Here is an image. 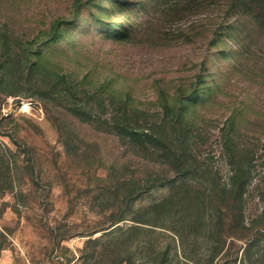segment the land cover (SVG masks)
Wrapping results in <instances>:
<instances>
[{
	"label": "rangeland",
	"instance_id": "374dc122",
	"mask_svg": "<svg viewBox=\"0 0 264 264\" xmlns=\"http://www.w3.org/2000/svg\"><path fill=\"white\" fill-rule=\"evenodd\" d=\"M226 9V0H0V44L25 48L28 61L39 60L60 77L57 94L45 100L18 84L10 90L27 96L0 94V165L5 154L14 181L0 196V231L8 234L0 264H88L84 256L95 243L86 248V242L107 231L102 228L112 216L122 213L127 219L116 225L127 226L138 204L167 194L169 188L158 186L129 206L118 189L131 153L123 139L105 132L104 119L120 116L125 100L156 122L172 117L171 108L178 106L214 180L228 179L231 156L242 160L251 175L247 219L256 218V183L263 174L258 156L264 151V27ZM73 95L76 107L69 102ZM89 115L98 118L93 125ZM133 163L142 169L148 164L140 157ZM155 165V177H163ZM153 228L139 231L140 238L158 250L136 252L137 264L161 261L167 247L165 264H186L193 247L180 245L165 227ZM204 235L195 243L201 264L264 258L263 236L262 250L228 242L211 260L212 244Z\"/></svg>",
	"mask_w": 264,
	"mask_h": 264
},
{
	"label": "trees",
	"instance_id": "16d2710c",
	"mask_svg": "<svg viewBox=\"0 0 264 264\" xmlns=\"http://www.w3.org/2000/svg\"><path fill=\"white\" fill-rule=\"evenodd\" d=\"M226 1L228 15L236 17L248 14L259 27H264V0ZM5 36L8 40V35ZM58 78L60 77L55 69H46L39 60L28 61L25 48H14L5 42L0 44V94L27 96L22 91H11L13 84H18L21 89L25 87V90L30 88L37 90L40 98L45 100L46 97L57 94ZM69 102L76 107L79 99L73 95ZM123 103L122 114L120 116L114 114L104 119V122L107 126L105 132L123 139L131 153V156L125 158L121 168L123 172L118 186L123 192L125 204L129 206L137 204L143 194L158 186L169 189L166 195L147 205L138 204L137 213L131 219L133 223L127 226L116 225L119 221L127 219L125 215L121 213L119 216H112L108 221L111 225L102 228L108 229L107 231L97 238L90 237L87 240L86 248L90 243H95V248L84 256L86 261H90L88 264H137L134 258L136 252L155 254L158 244L141 239L139 232L146 228L152 231L155 229L154 226L169 229L180 245L184 246L186 243V246L193 247V255L184 256L186 264H201L200 254L196 253L195 246L206 231L207 240L212 244L209 249L211 260L215 255L213 252L222 250L228 242L234 244L235 241H243L246 243L245 249L259 247V250H262L264 151L258 156L262 158V179L256 183L257 189L260 190L258 196L261 210L250 222L247 219L249 201L247 194L251 175L242 160L231 156L232 169L228 179L223 182L214 180L212 172L202 165L195 152L198 141L194 138L190 123L181 117L178 106L171 108L174 112L172 117L156 122L147 119L146 116H140V109L129 100ZM166 107L165 110L168 109ZM97 119L89 115V119L86 120L93 125ZM254 153L256 151H253ZM136 157L143 158L148 164L143 165V169L138 168L139 166L133 163ZM155 164L163 168V177H155L156 173L153 172L155 166H158ZM0 166L2 196L12 188L14 182L10 163L5 160V154H2ZM111 169L113 171L115 167L112 166ZM148 216L158 220L165 218L172 223L157 224L154 219L153 221L148 219ZM93 233L94 231L89 232ZM7 236L5 231H0L2 238L0 251L5 247L4 240ZM64 238L66 237H61V240ZM142 247L146 249H140ZM170 251V247H167L162 254V260L156 262L154 258L151 264H165ZM262 251L264 256V249ZM57 264L63 263L58 261ZM255 264H264V258Z\"/></svg>",
	"mask_w": 264,
	"mask_h": 264
}]
</instances>
